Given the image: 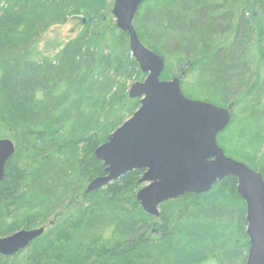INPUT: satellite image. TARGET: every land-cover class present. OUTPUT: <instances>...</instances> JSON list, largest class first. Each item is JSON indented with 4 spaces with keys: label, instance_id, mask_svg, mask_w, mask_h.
<instances>
[{
    "label": "trees",
    "instance_id": "obj_1",
    "mask_svg": "<svg viewBox=\"0 0 264 264\" xmlns=\"http://www.w3.org/2000/svg\"><path fill=\"white\" fill-rule=\"evenodd\" d=\"M114 1L0 0V135L15 144L0 183V238L46 226L0 264H245L246 205L233 177L162 204L158 218L136 200L141 170L86 193L104 175L96 148L139 108L129 84L145 77ZM70 18L82 30L37 58L45 31ZM133 25L164 59L162 79L191 63L184 95L233 105L217 142L264 177V0H145Z\"/></svg>",
    "mask_w": 264,
    "mask_h": 264
},
{
    "label": "water",
    "instance_id": "obj_2",
    "mask_svg": "<svg viewBox=\"0 0 264 264\" xmlns=\"http://www.w3.org/2000/svg\"><path fill=\"white\" fill-rule=\"evenodd\" d=\"M144 1L115 0L111 9L115 26L128 35L131 56L145 78L128 90L130 99L139 100V108L96 148L94 157L102 162L104 175L91 181L86 193L141 170L136 200L147 215L158 218L162 204L185 194H205L217 182L233 177L246 205L245 264H264V177L227 156L217 142L231 121L233 105L222 107L186 97L179 76L160 80L165 61L140 41L133 25ZM14 152L11 140H0V183ZM44 230H20L0 238V255H16Z\"/></svg>",
    "mask_w": 264,
    "mask_h": 264
},
{
    "label": "rangeland",
    "instance_id": "obj_3",
    "mask_svg": "<svg viewBox=\"0 0 264 264\" xmlns=\"http://www.w3.org/2000/svg\"><path fill=\"white\" fill-rule=\"evenodd\" d=\"M82 27H83V25H82L80 18H73V19L70 18L64 25H55V26L48 28L45 31V33L42 35V37L40 38L39 42L37 43V46L35 49L36 57L37 58H41L43 56L52 57L58 49H60L62 46H64L69 40L75 38L76 35L82 30ZM191 67H192V64L190 63L189 71H190ZM164 68H165V66H164ZM175 76H177V74ZM181 77H182V80H181ZM181 77H180V87H181V81H182V84H184V86L195 82V78H194L193 74L192 75L190 74L186 78H183L185 76H182V75H181ZM172 78H170V79H172ZM192 78H193V80H192ZM170 79H168V78L162 79V77L160 78V80H162V81H168ZM140 82H142V81H140ZM133 83H134L133 81L130 82L129 88ZM2 139H9V138L6 136L1 137V135H0V140H2ZM9 140H11V139H9ZM42 227H44V229L46 230V226H42ZM35 229H37V228H35ZM45 230H44V232H45Z\"/></svg>",
    "mask_w": 264,
    "mask_h": 264
},
{
    "label": "flooded vegetation",
    "instance_id": "obj_4",
    "mask_svg": "<svg viewBox=\"0 0 264 264\" xmlns=\"http://www.w3.org/2000/svg\"><path fill=\"white\" fill-rule=\"evenodd\" d=\"M189 68H190V64H186L183 68H181V69L178 70V73H176L177 76H180L181 77V75H182V76H185L186 77V71H189ZM185 77H183V78H185ZM181 80H182V77H181Z\"/></svg>",
    "mask_w": 264,
    "mask_h": 264
}]
</instances>
